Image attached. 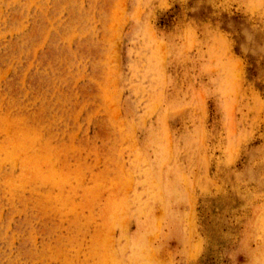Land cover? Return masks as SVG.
I'll return each mask as SVG.
<instances>
[{
	"label": "rangeland",
	"instance_id": "1",
	"mask_svg": "<svg viewBox=\"0 0 264 264\" xmlns=\"http://www.w3.org/2000/svg\"><path fill=\"white\" fill-rule=\"evenodd\" d=\"M0 264H264V0H0Z\"/></svg>",
	"mask_w": 264,
	"mask_h": 264
}]
</instances>
